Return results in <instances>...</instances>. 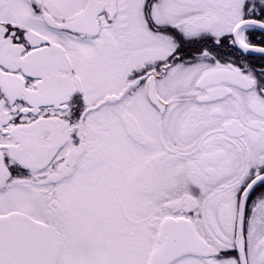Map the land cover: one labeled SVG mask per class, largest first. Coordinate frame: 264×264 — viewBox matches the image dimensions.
I'll list each match as a JSON object with an SVG mask.
<instances>
[{"label":"snow or ice","instance_id":"1","mask_svg":"<svg viewBox=\"0 0 264 264\" xmlns=\"http://www.w3.org/2000/svg\"><path fill=\"white\" fill-rule=\"evenodd\" d=\"M0 264H264V0H0Z\"/></svg>","mask_w":264,"mask_h":264}]
</instances>
